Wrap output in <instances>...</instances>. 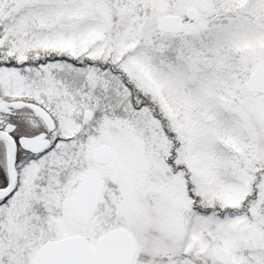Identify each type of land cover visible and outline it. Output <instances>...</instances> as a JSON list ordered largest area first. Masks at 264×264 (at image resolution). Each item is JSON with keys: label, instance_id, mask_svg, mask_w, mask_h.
<instances>
[{"label": "snow or ice", "instance_id": "6c2138e0", "mask_svg": "<svg viewBox=\"0 0 264 264\" xmlns=\"http://www.w3.org/2000/svg\"><path fill=\"white\" fill-rule=\"evenodd\" d=\"M0 264H264V0H0Z\"/></svg>", "mask_w": 264, "mask_h": 264}]
</instances>
